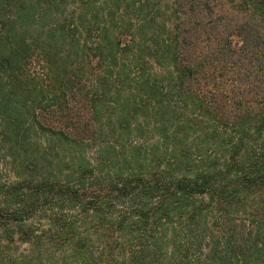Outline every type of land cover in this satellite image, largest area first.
Listing matches in <instances>:
<instances>
[{"label":"trees","instance_id":"obj_1","mask_svg":"<svg viewBox=\"0 0 264 264\" xmlns=\"http://www.w3.org/2000/svg\"><path fill=\"white\" fill-rule=\"evenodd\" d=\"M0 154V264H264V0H0Z\"/></svg>","mask_w":264,"mask_h":264},{"label":"rangeland","instance_id":"obj_2","mask_svg":"<svg viewBox=\"0 0 264 264\" xmlns=\"http://www.w3.org/2000/svg\"><path fill=\"white\" fill-rule=\"evenodd\" d=\"M111 98H112V94L110 95H107L105 96V99L107 101V99L109 101H111ZM149 119H152L154 120L153 117H150ZM112 132H110V135L109 136H105V137H99L98 139H96L97 143H100L103 142L104 145H106L105 147L107 146H111V147H114L116 148V150L119 152V150L121 149V147L119 146L118 142H116V138L115 136L117 134H114V136L111 135ZM45 134H43L42 132L40 131H37L36 132V136H39L41 138H44L45 136H43ZM131 142L132 143H135V144H138V143H143L147 148L149 149H152L153 147H155V144L156 142L154 141V136L152 134H150V132H146L144 134V137H141V136H137V135H132L131 137ZM202 142L199 144L198 147H201L202 151H205L207 154L211 155V156H215L218 152H224L226 148H228V144H213V143H210L209 144V147L204 150L202 148ZM126 146H129L128 144H126ZM160 147L161 150L164 149L163 145H158ZM103 147V148H105ZM192 148H194L195 146H191ZM130 149V148H129ZM159 150V149H157ZM69 151V150H68ZM68 151H64L65 155L67 157L64 158V162L67 161L68 163V166H65L66 168L68 167V169H70L71 165H72V162L70 161L71 157L74 155L75 153V150L73 149L71 151V153H68ZM129 151V150H128ZM70 152V151H69ZM193 152H196L193 150ZM197 153V152H196ZM73 154V155H72ZM85 155H86V158L88 160H91L94 158V156L96 155L94 153V150L93 149H89L87 148V150L85 151ZM0 158H1V154H0ZM222 159L220 160L219 163H221ZM15 179V175L12 174L11 172H8V164L4 165V164H0V184H5V183H10V181H14ZM117 210H123L122 208H119V206H116ZM70 214H75L74 212L73 213H70ZM77 216V215H76ZM77 218L79 219L78 220V223L76 225V230H77V233H82L83 235L87 232H91L93 230L92 228V224L90 222V218H86V215H79L77 216ZM86 218V221H84ZM34 227H36L37 230H39L38 228H41L39 227L38 225H45L44 227H48V225L46 224V222L44 220H39L38 218V214H36L35 218H34ZM172 234H171V231L169 232L168 231V234L165 238V242L166 241H171L172 238H171ZM176 238L178 239V245L181 246V248H184L187 246L190 247L188 241H187V237H186V231H182L179 236L178 235H175ZM96 247H99L97 244H91L90 246L88 245L87 248L84 250L85 251V254H84V257L89 259V256H90V251L93 253V255H97L95 254V251H96ZM19 250L20 251H24L26 253H29V248H30V245L25 243V244H20V246H18ZM190 253H193L194 252V249L192 247H190ZM70 247H65L64 249V255L67 254V252L69 251ZM61 249L57 248V247H51L48 251H46L43 255H42V259L44 260L43 261V264H50L51 262H54L55 259H56V256H59L61 255L59 253ZM53 254L51 257H49V255ZM55 264V263H54ZM92 264V263H90ZM95 264H101V261L100 260H97L95 262Z\"/></svg>","mask_w":264,"mask_h":264}]
</instances>
